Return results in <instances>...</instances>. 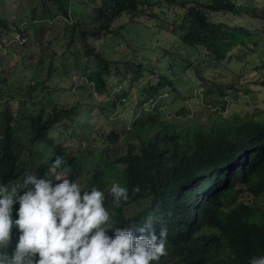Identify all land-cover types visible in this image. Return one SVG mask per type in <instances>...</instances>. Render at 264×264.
<instances>
[{"label": "trees", "instance_id": "trees-1", "mask_svg": "<svg viewBox=\"0 0 264 264\" xmlns=\"http://www.w3.org/2000/svg\"><path fill=\"white\" fill-rule=\"evenodd\" d=\"M68 4V0L37 2L49 14L54 8L63 11ZM81 7L90 10L81 19L73 20L68 12L63 16L71 25V43L81 42L84 56L95 61V68L84 69L83 76L101 95L108 76L115 71L123 79L130 77V65L110 59L91 45V38H124L134 21L149 32L152 28L165 32L156 23L171 24L175 33L168 37L193 49L197 57L212 60L219 72L229 68V62L254 65L259 59L260 65L252 74L264 78V28L239 23L246 18L263 20L264 0H81ZM33 12L36 14L37 8ZM45 26L34 24L31 37L41 61L51 58L55 41L52 38L41 47L40 31L51 28ZM16 30L24 35L0 9V49L4 38ZM184 57L193 66V60ZM32 60L30 66L37 63ZM57 62L58 58L53 59L50 65V77ZM156 68L159 70L161 64L153 68L142 63L132 65L133 80L150 73L159 81L136 98L138 111L125 130L109 121V115L119 107L117 101L109 99L102 109L80 98L62 106L49 94L38 70L33 85L18 88L22 94L13 90L2 93L8 108L0 121V184L20 182L25 173H34L53 183L60 182L57 177L67 178L82 190L100 189L116 226L131 227L133 234L139 235L137 229L151 217L157 235L161 227L167 230L166 254L151 264H249L251 258L264 255V201L258 203L264 200V119L258 118L259 110L231 112L227 117L214 113L209 104L217 99L211 96V85L205 99L196 101V114L182 120L179 117L187 109L186 100L176 104L168 94L173 89L170 75L177 68L171 67L166 73H158ZM41 88L44 94L38 93ZM161 89L165 95L159 103L162 109L151 102ZM124 92L123 101L132 102L133 93ZM16 102L23 107L21 111L14 109ZM91 113L93 119L92 115L87 117ZM172 113L177 118H171ZM57 130L73 144H59L57 135L53 136ZM56 158L61 160L58 166L52 163ZM113 182L128 192V199L118 205L113 204L109 191ZM18 206L13 205V218ZM17 235L14 228L13 247Z\"/></svg>", "mask_w": 264, "mask_h": 264}, {"label": "rangeland", "instance_id": "rangeland-1", "mask_svg": "<svg viewBox=\"0 0 264 264\" xmlns=\"http://www.w3.org/2000/svg\"><path fill=\"white\" fill-rule=\"evenodd\" d=\"M68 1L66 9L59 12L57 8H54V13L49 14L45 12V9L42 10L41 6H37L38 0H0V9L6 19L16 27L20 26L24 34L22 35L17 30L13 31L10 36L4 38L3 46L0 49V91L3 94H8L10 90L22 94L23 91H19L18 88L26 84L33 85V79L36 70H38L42 82H45L48 87L49 94H53V97L62 106L71 105L80 98L84 102L87 101L102 109L107 107L109 99L117 101L119 107L109 115V121L117 122V128L125 130L128 129L138 111L136 98L141 97L142 92L145 94L151 87L156 86L159 81L157 75L150 73H145L140 79L133 80L135 75L131 71L132 65L142 63L153 68L161 64L160 70L157 69L158 73H166L171 67L177 68L170 75L173 89H170L168 94L172 96L171 101L176 104L186 100L187 109L179 117L180 119L186 120L188 114L190 117L196 114L194 108L198 106V102L205 99L208 86L211 85L214 86L211 96L217 99L209 104L214 113L221 117H227L231 112L246 113L249 111L252 113L259 110L258 118L264 119V85L262 84L264 78L252 74L260 65L259 59L254 60V65L250 64L251 62L248 65L244 64L245 62L236 65L229 62V68H221V72H219L215 68L217 65L212 60H205L203 56L197 57V53L193 49L175 44L176 40L173 37H168L173 36L175 32L171 24L165 22L156 23V27L164 29L165 32L158 31L156 28H152V32H149L144 29L145 25L139 26V22L134 21L129 25L130 31L128 34H124V38L123 35L91 38V45L101 49L110 59L123 65L126 63L130 65L128 69L131 72L130 77L123 79L115 71L108 76L105 93L99 94L93 89L92 83L83 76L84 69L95 68V61L93 58L84 56L85 51L81 42L71 43V25L63 16V12L64 14L68 12L69 16L76 21L87 15L85 13H89L90 10L81 7V0ZM36 8L37 12L34 14L33 10ZM246 19H239V23L244 25L246 22H250L253 28H264V18L257 21ZM142 21L144 24L147 23V20ZM37 23L51 27L48 30L42 29L38 35L42 40V48L47 46L50 39L55 38L52 44L53 54L51 58H46L44 61L40 60V52L31 38L34 37L33 25ZM179 29V26L175 27L176 32ZM168 40H174V42L170 44ZM54 51L58 56H54ZM75 54L79 58H76ZM184 55L193 60V66ZM57 58L59 62L56 63V71L53 77H50V65L53 59ZM32 59L37 60V63L30 66ZM5 79L7 82L4 81ZM216 86H220V88H216ZM166 88L169 89V86ZM124 90L133 93L131 95L132 102L123 101ZM162 90L151 100V102L157 103L161 109L164 107L159 103L165 97ZM38 93L44 94L45 91L41 88ZM16 99L20 101L18 98ZM49 99L45 95V100L50 101ZM6 100H8L7 97ZM35 100L38 101L39 98L35 97ZM197 100L198 102H196ZM13 107L16 111L23 109L18 102L14 103ZM223 107L227 108L221 111ZM7 108V102L0 104V121L3 120L2 116ZM83 109L86 107L83 106ZM90 115L92 113L87 117ZM206 115L208 112H205ZM168 117L170 116L168 115ZM174 117L177 118L172 113L171 118ZM90 119H93V115ZM203 120H207V118L203 117ZM55 135H57L55 140L59 144L64 142L73 144L67 140L62 130L54 131L53 136ZM263 201V199H259L258 203Z\"/></svg>", "mask_w": 264, "mask_h": 264}, {"label": "clouds", "instance_id": "clouds-1", "mask_svg": "<svg viewBox=\"0 0 264 264\" xmlns=\"http://www.w3.org/2000/svg\"><path fill=\"white\" fill-rule=\"evenodd\" d=\"M6 102L0 96V104ZM52 163L58 166L61 160ZM56 180L25 173L20 182L0 184V264H151L166 254L167 230L161 227L157 235L151 217L134 235L131 227L116 226L100 189L82 190L76 181ZM109 191L115 205L128 199L119 183ZM249 264H264V255Z\"/></svg>", "mask_w": 264, "mask_h": 264}, {"label": "bare ground", "instance_id": "bare-ground-1", "mask_svg": "<svg viewBox=\"0 0 264 264\" xmlns=\"http://www.w3.org/2000/svg\"><path fill=\"white\" fill-rule=\"evenodd\" d=\"M1 88V87H0ZM0 94H2V91H0Z\"/></svg>", "mask_w": 264, "mask_h": 264}]
</instances>
